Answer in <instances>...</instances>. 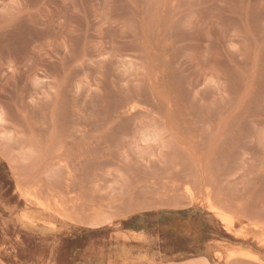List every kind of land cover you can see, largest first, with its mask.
<instances>
[{
	"label": "rangeland",
	"instance_id": "374dc122",
	"mask_svg": "<svg viewBox=\"0 0 264 264\" xmlns=\"http://www.w3.org/2000/svg\"><path fill=\"white\" fill-rule=\"evenodd\" d=\"M0 264H264V0H0Z\"/></svg>",
	"mask_w": 264,
	"mask_h": 264
},
{
	"label": "bare ground",
	"instance_id": "6f19581e",
	"mask_svg": "<svg viewBox=\"0 0 264 264\" xmlns=\"http://www.w3.org/2000/svg\"><path fill=\"white\" fill-rule=\"evenodd\" d=\"M211 203V202H209ZM216 205V204H215ZM211 206V205H210ZM219 207V206H218ZM221 209V207H219ZM218 209V208H217ZM215 207H212L211 206V212H214L218 217L219 219L222 221V223L225 225L226 227V230L232 234L233 233V229H234V226H232V223H233V220L231 221L230 218L228 219L227 216H224L219 210H217ZM225 213V212H224ZM226 215V214H225ZM228 215V214H227ZM60 216V215H59ZM62 216V214H61ZM64 218V217H63ZM24 219V218H23ZM73 220V219H72ZM234 224V223H233ZM238 233V232H237ZM241 234V233H240ZM230 262H231V259H230Z\"/></svg>",
	"mask_w": 264,
	"mask_h": 264
}]
</instances>
